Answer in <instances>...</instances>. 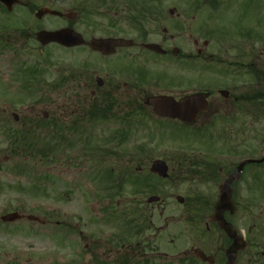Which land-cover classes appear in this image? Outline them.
<instances>
[{"label":"flooded vegetation","instance_id":"flooded-vegetation-1","mask_svg":"<svg viewBox=\"0 0 264 264\" xmlns=\"http://www.w3.org/2000/svg\"><path fill=\"white\" fill-rule=\"evenodd\" d=\"M122 1L125 3L111 0L107 30L113 35L103 39H120L131 45L119 47L111 55L98 54L104 62L120 59L113 60L111 67L103 64V87L107 90L100 92L96 79L95 86L92 82L88 88L89 94L93 98L103 94L116 100L124 96L136 101L135 105L124 107L138 111L140 127L144 117H150L179 125L190 135L201 137L211 133L206 118L216 117L220 129L218 136L212 137L218 138L220 148L204 147L198 153L191 149L188 154H177L176 165L189 176L183 182L189 186L182 195L167 196L159 176L151 173L146 176V189L139 194L146 199H136L131 194L135 199H128L125 186L100 189L102 198L108 201L84 206L86 213L91 209L95 212L92 219L85 216L84 229L79 234L88 242L86 264H264V52L261 49L258 56L247 52L249 41L239 34L245 43L225 49L217 23L198 24L187 43L177 47L175 35L168 29V18L172 21L176 10L167 11L165 0ZM234 1L203 0L196 6L192 3L190 9L218 12ZM185 23L182 14L176 22L179 38L186 33ZM150 44L160 46L165 53L149 50L146 46ZM181 48L185 49L183 53ZM144 57L151 59L148 62ZM153 58L160 60V70L151 69L156 66ZM163 60L166 61L162 65ZM140 61L149 66H138ZM174 62L180 66L172 69ZM202 93L210 95L207 109L199 112L193 123L160 119L150 105L157 96L178 101ZM75 113L63 112L64 122L57 120L54 124L77 125ZM24 120L21 123L18 117L14 123L24 129L31 119ZM48 121L50 116L46 114L34 124L45 125ZM141 152H145V146ZM150 169L146 168L148 172ZM130 171L125 169L121 174L128 175ZM142 171L141 167L136 169ZM152 197L159 199L152 201ZM220 205L223 215L217 214ZM21 216L16 224H4L0 215V236H6L9 225L29 223L25 231L29 238H35L36 226L47 228L55 220L53 214L38 216L37 220L28 213ZM74 219H67L65 227H71ZM1 255L7 257L2 244Z\"/></svg>","mask_w":264,"mask_h":264},{"label":"rangeland","instance_id":"rangeland-1","mask_svg":"<svg viewBox=\"0 0 264 264\" xmlns=\"http://www.w3.org/2000/svg\"><path fill=\"white\" fill-rule=\"evenodd\" d=\"M21 1L25 6L15 7L8 17L0 13V27L5 25L9 28L8 33L2 28L0 31V215L18 211L44 218L41 214L52 209L57 210L60 216L47 228L36 226L38 236L35 238H29L25 231L30 226L29 223L8 226L5 230L8 231L6 236H0V244L4 245L7 256H0V264L3 262L12 264L15 263L13 262L15 259H18L16 264H86V253L84 251L83 255V250L88 242L83 234L82 236L79 234L83 232L85 216L88 215L92 219L95 212L91 209L86 213L84 206L108 201L98 198L101 196L99 188H102V183L101 180H96L99 177L97 175H101L103 170H113V178L116 179L121 177L120 172L130 169V175L143 179L148 173L146 168L159 159L168 162L170 167L171 176L163 182L166 195H182L184 189L189 186L183 182L188 181L185 179L189 176L183 167L180 171L181 167L176 165L177 154H188L191 149L198 153V149L203 150L204 147L219 149L220 141L212 135L218 136L220 127L216 117L208 116L207 128L211 133L196 137L176 125L161 123L150 117L144 118L143 127H138L136 119H134L136 122L132 119V124L129 126L99 123L86 129L85 137L90 136V140L93 138L94 147L103 145L107 150L115 149L119 155L117 158L106 155V158H102L103 161H99L98 156L91 152L92 149L94 150L91 144L87 148L82 146L68 151L57 146L55 152L50 154V159L40 161L37 153L31 154L28 147H21L18 141L11 143L7 135L13 131H22L21 126L14 123L12 114H17L21 123L24 119L30 118L32 123L29 124L28 129L37 128L34 123L43 119L46 114L50 116V121L46 124L51 127H55L54 123L57 120L64 122L62 113L66 111L76 112V119L93 102L88 89L92 82L95 86L97 76L106 80L103 64L106 63L107 67H111L114 65L113 60L120 59L118 57L104 62L101 56L94 55L88 47L73 51L56 45L43 48L35 38V34L41 30L52 32L69 26L67 20L52 16L39 21L35 13L41 8L61 13L78 12L80 17L73 25L87 41L103 38L106 35L112 36L113 34L107 30L109 27L107 18L111 15L108 11L113 3L111 0H107L101 6L92 1L89 3L90 0ZM117 1L121 4L125 3L122 0ZM199 1L202 0H165L166 10L174 8L177 12L172 17V21L168 18V29L171 35H175L174 44L177 47L187 43L188 37L195 33L198 24L217 23V28L222 29L225 49L238 43L240 45L245 43L244 38L237 36L239 34L249 41L246 44L247 52L257 56L261 49L264 52V0H235L225 4L221 11L214 13L206 9L203 11L190 9L192 3L196 6L199 5ZM186 13L189 15L185 16ZM182 14L186 21V33L179 38L176 22ZM181 51L183 53L185 49L181 48ZM131 52L135 53V51ZM144 59L149 62L151 58L144 57ZM157 60L152 59L156 65L151 68L152 70H160L157 66L160 60ZM165 61L163 60L162 65ZM148 62L140 61L138 66L148 65ZM179 66L174 62L170 68ZM32 67H36L40 72L35 70L36 79L27 89L26 86L23 87V82L21 84L16 78L21 68L28 71ZM80 72L86 75L78 81L76 77ZM62 76L67 80L64 86L59 80ZM101 89L98 90L100 92L107 90L106 86ZM130 100L124 96L118 99L119 102ZM121 129L128 131L129 134L127 139L117 141L121 146L115 148L102 143L116 130ZM49 130L46 131L45 136L40 131L31 130V134L35 136L30 137L29 140H44L49 137ZM47 141L48 139L44 140L43 144ZM144 144L150 152L146 156L139 153V147ZM38 150L43 149L40 147ZM25 151L30 157L29 160H24L27 157L22 156ZM129 154L134 155L135 158H131ZM138 167L144 171L136 172ZM179 181L184 185L181 183L179 187ZM132 190L134 188L131 185H126L128 199L148 198L139 195L134 198L129 195L132 194ZM71 217L75 218L72 225L77 231V236L62 229L66 220Z\"/></svg>","mask_w":264,"mask_h":264},{"label":"water","instance_id":"water-1","mask_svg":"<svg viewBox=\"0 0 264 264\" xmlns=\"http://www.w3.org/2000/svg\"><path fill=\"white\" fill-rule=\"evenodd\" d=\"M1 3L4 5L8 6L10 10L13 9L14 5L19 3V0H0ZM46 15H54L58 17H62L60 13L56 11H50L48 9H41L37 13V18L41 20ZM69 20L73 21L77 19V14H68L66 16ZM38 41L41 43L43 46H47L52 43H57L60 46H64L67 48H74L78 46H83L85 44L83 36L80 34L76 33L75 31L73 32L70 29H63V31H52V32H47V31H41L40 33L37 34ZM127 44L124 41H115L111 39L107 40H93L89 43V46L96 52L99 51L102 54H112L115 52L116 48L120 45ZM149 49L152 50H157V52L160 51V47L155 46V45H150L148 47ZM100 81V80H99ZM100 85H102L100 81ZM209 95H196L195 97H185V99L176 101L173 98L170 97H158L154 98L152 101H150V105H152L155 108L156 114L161 117H167L171 119H179L183 122H193L196 120L197 113L200 111H204L206 106V100ZM242 167L239 168L241 170ZM152 173L156 174L158 173L161 177L164 179H167L169 177L168 173V165L165 162L162 161H156L153 168H152ZM221 215L222 211L220 212ZM19 218V215H9L6 216V218L3 219L4 222L9 221V222H14Z\"/></svg>","mask_w":264,"mask_h":264},{"label":"trees","instance_id":"trees-1","mask_svg":"<svg viewBox=\"0 0 264 264\" xmlns=\"http://www.w3.org/2000/svg\"><path fill=\"white\" fill-rule=\"evenodd\" d=\"M35 70H37V71H39L40 72V70L39 69H37L36 67H32L31 69H29L28 70V72H27V81H29L30 82V84H32L33 82H34V80L36 79V76H35ZM112 105H108L105 101H103V102H96V103H94L92 106H91V108L88 110V115H87V117H85L84 119L85 120H81V121H79V126H78V128H77V132H79L80 134H83V124H85V123H90V124H94L95 123V121H94V119L95 118H99V117H102L103 119H105V117H106V113L109 111H111L110 110V107H111ZM15 134V135H14ZM9 136V140L11 141V143H12V141H13V143H15L16 141H19V143H20V145H23L22 147L24 148V147H28L29 148V152L31 153V154H33V155H36V153H37V156L40 158V159H42V160H44V159H46L47 157H45L46 156V153H47V150H48V148L50 147V146H52L51 144H48V145H46V148L44 147V146H42V144L41 143H43L44 142V140H46V139H44V140H42V139H40V140H32V143H29V146L27 145L28 144V138L26 137V136H24V137H20V136H18V133L17 132H13V133H11L10 135H8ZM52 136H53V141H52V143H57V142H59V141H62V140H60V134L56 131L55 133L53 132L52 133ZM22 140H25V142L24 143H21L22 142ZM81 143L82 144H84L85 145V143L86 142H84L83 140L81 141ZM42 148L45 152H43V150H38L39 148ZM15 149V148H14ZM35 154H34V153ZM26 153H27V151H25L23 154L24 155H22V156H28V155H26ZM134 185L137 183L136 181H134V182H132Z\"/></svg>","mask_w":264,"mask_h":264}]
</instances>
